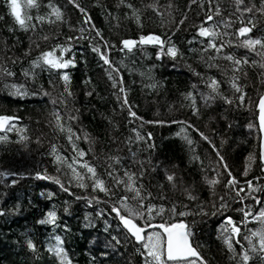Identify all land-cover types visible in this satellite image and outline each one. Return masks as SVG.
<instances>
[{"label":"trees","instance_id":"obj_1","mask_svg":"<svg viewBox=\"0 0 264 264\" xmlns=\"http://www.w3.org/2000/svg\"><path fill=\"white\" fill-rule=\"evenodd\" d=\"M77 2L79 8L69 0H37L38 7L23 9L32 17L25 30L10 0H0V116L15 117L0 130V264H61L49 251L56 237L71 264H145L142 244L127 235L112 211L120 207L128 215L121 205L125 197L129 207L143 212L134 219L141 227L188 224L207 264H242L244 251L248 264H264V253L250 251L252 245L259 249V238L252 237V245L245 239L264 227L255 219L264 211L256 123L264 93V55L257 53L264 48L250 50L242 43L248 37L264 42V0ZM53 8L62 13L60 20ZM201 26L217 36H200ZM243 26L252 30L240 37ZM150 35L165 41L163 51L158 44L139 43ZM125 40L137 42L131 51L123 47ZM213 42L220 51L209 46ZM173 45L175 58L166 54ZM53 50L74 66H36L42 53ZM227 56L247 63L235 65ZM234 78L241 92L232 87ZM212 80L217 92L209 87ZM12 85L24 94L14 95ZM84 163L95 168L108 194L94 187ZM125 173L134 176L140 197L127 191ZM233 178L237 183L228 186ZM52 211L56 223L41 224ZM229 217L240 228L234 252L221 235Z\"/></svg>","mask_w":264,"mask_h":264},{"label":"snow or ice","instance_id":"obj_2","mask_svg":"<svg viewBox=\"0 0 264 264\" xmlns=\"http://www.w3.org/2000/svg\"><path fill=\"white\" fill-rule=\"evenodd\" d=\"M70 3H73L77 8H79V3L77 0H69ZM237 5L243 4V0H236ZM31 7H38L37 0H24V3L22 5L21 0H10V8L11 13L13 17L15 18L16 22L25 30L28 28V24L26 21H30L32 19L31 16L27 15V13L23 10L24 8H31ZM129 7H131L129 5ZM80 11L85 14L86 20L85 22H90V17H87L85 10L83 8H80ZM246 11L251 12L252 8H247ZM261 12H264V7L260 9ZM53 14L55 15L57 20H60L62 17V13L59 9L53 8ZM217 15H219V12L217 11ZM41 21L44 20V17H38ZM209 21L213 19L211 15L207 18ZM34 27V25H33ZM251 27L249 26H243L238 30V35L240 37H245L248 35V33L251 32ZM97 35H100L99 32H97ZM199 35L202 37H210L214 38L217 36V33L214 31H211L209 28L200 27ZM47 39V37H45ZM123 47L127 48L129 51L136 45V41L132 40H125L122 42ZM140 44H158L160 45L162 51L165 41L161 40L159 36H147V37H141ZM243 46L246 48H249L250 50H255L257 45H259L261 48H264V42H262L259 39H253L251 37H248L247 39L243 40ZM210 47L216 49L217 51H220V48L217 47V45L213 42L210 43ZM68 49H60V51H67ZM94 51L100 53L99 48H94ZM177 49L175 46H170L167 49V55L172 56L175 58L177 55ZM258 55H264V53H257ZM101 58L104 60L105 64H109L111 66V62L106 58L104 53H100ZM228 60L233 61L235 65H240L241 63H247V60L241 61V60H234L232 56L225 57ZM36 66H40L41 64L47 65L51 69H66L70 65H73V61L71 59L64 60L62 56L57 57L55 54V50L44 52L39 56L35 62ZM261 67H264V64H261ZM114 71H118V69H113ZM239 71V69H236ZM7 75H12V73H6ZM27 75V73H25ZM63 80L67 83L69 81V76L67 74L63 75ZM122 82V78H121ZM115 83V81H114ZM14 89L13 94L14 95H23L24 93L21 91L20 88L16 87L15 85L11 86ZM209 87L211 88L212 92H217L218 90V82L216 80H212L209 84ZM232 87L237 91L241 92V88L238 86V84L235 82V78L232 83ZM121 91H123V88H121ZM212 97H209L211 99ZM228 103H231V100H227ZM240 100L243 101V96L240 97ZM125 103H127V99L125 97L124 100ZM259 120H260V128L262 131H264V97H262L259 101ZM131 115L135 116L136 114L134 112H131ZM15 119V117L10 116H0V130H4L5 128L9 127L11 125V122ZM59 116H57L58 126L61 127L63 130V126L59 124ZM184 123V122H180ZM183 131V129H182ZM203 136V133H201ZM186 140H188V143L191 144L192 141L185 136ZM204 139H207V137H204ZM217 155H219V152H217ZM79 157H83V152H78ZM60 158L57 157V160ZM221 161L223 160V157H220ZM252 157H249V160H252ZM119 161H117L118 163ZM69 168H72V165H68ZM81 167L86 168L89 173L92 174V178L95 179L96 177V170L93 167H90L87 163H84L81 165ZM225 168H227V165H224ZM72 171L74 174H76L75 168H72ZM128 177V183L126 185L127 191L133 192L135 196L133 198L140 197V189L135 186V179L132 174L125 173ZM229 176H231V173H228ZM245 175H247V171L245 172ZM77 179H82L78 174H76ZM40 178H46V177H40ZM169 181H172L174 179L173 176L167 177ZM51 179V178H50ZM56 183H60L59 180H55ZM218 180H211L209 183L212 185H215L218 183ZM118 183H125L123 180H119ZM237 183L235 178L231 179L229 181L228 186H234ZM80 187H84L82 183L79 185ZM251 187V183L249 184ZM63 187V185H61ZM95 188L99 189L100 191L105 192L108 194L109 189H107L104 186V182L99 179H95ZM67 190V189H65ZM252 191H259V189L252 188ZM255 199V197H253ZM127 197L124 198V200L121 201L122 209L124 212H126L128 215H121V208L120 207H113L112 211L116 213V215L119 217L121 222L123 223L124 227L127 228V230L132 234V236L135 237L136 241L141 243L143 246V249L146 251L147 256L145 257V264H207V262L204 260V258L201 256L200 252L198 251L197 247L193 246L191 237L193 235L190 227L186 223H160L156 225H149V227L153 228H159L162 231H156L149 235H145L146 228L139 226L137 223L134 222L135 218H143V212L140 210H137L135 208H131L126 203ZM257 203H259V200H257ZM223 207H226L224 205ZM140 208H143V204L141 203ZM154 211V209L149 206L148 207V213L149 218L151 219V213ZM174 211V209H173ZM160 212H163V209H160ZM2 214V213H0ZM215 214V213H213ZM181 215H184V213H181ZM251 211H245L244 216L245 219H247L249 216H251ZM56 213L55 211L49 212L47 215V219L41 220V224H55L56 223ZM256 220L260 222L261 225H264V211H260L258 216L255 217ZM225 227L222 229V237L224 239V242L228 248L229 251L234 252L235 249L233 247V240L234 238L238 237L240 234V228L237 226L235 222L231 219V217L227 218L225 222ZM252 237H258L259 238V249L256 248L255 245H252ZM246 240H248L249 245H252L250 251L251 252H261L264 253V227L261 228L258 232H253L251 237H245ZM57 240V246L54 248H50L49 251L53 252L56 256L61 258V264H71V261L68 260L67 254L64 251L62 247L59 245H62L63 241L60 240L59 237H56ZM240 241L236 239V243H239ZM29 247L35 251V245L32 244L31 241L28 242ZM243 247V246H242ZM143 254V253H142ZM235 258V257H234ZM249 251H244L242 256L240 257V260L242 261V264H248V261L250 260Z\"/></svg>","mask_w":264,"mask_h":264},{"label":"water","instance_id":"obj_3","mask_svg":"<svg viewBox=\"0 0 264 264\" xmlns=\"http://www.w3.org/2000/svg\"><path fill=\"white\" fill-rule=\"evenodd\" d=\"M264 97V93L260 96L259 100H258V103H257V116H256V123H257V127H258V132H259V160H260V163L263 165L264 167V131L261 130L260 128V120H259V101L260 99ZM12 177V175H4L3 178L4 179H10ZM115 213V212H114ZM116 214V213H115ZM119 223H120V226L121 228L127 233V235L132 238L137 244H141L139 242L136 241L135 237L132 236V234L127 230V228L124 227L123 223L121 222V220L119 219ZM184 223V222H182ZM146 228V233H148L149 231L151 230H154V229H159V228H153V227H145ZM161 230V229H160ZM162 231V230H161Z\"/></svg>","mask_w":264,"mask_h":264},{"label":"rangeland","instance_id":"obj_4","mask_svg":"<svg viewBox=\"0 0 264 264\" xmlns=\"http://www.w3.org/2000/svg\"><path fill=\"white\" fill-rule=\"evenodd\" d=\"M257 129H258V127H257ZM250 131V130H249ZM248 131V133H249V135H248V137H251L252 138V134H254V132H255V130H253V129H251V131L249 132ZM258 134H259V132H258ZM259 136V135H258ZM213 138H214V140H216V145L219 147V148H224V147H220L219 145H225V144H221V143H219V141H221V140H218V137L217 136H213ZM253 163H254V159H252L251 160ZM253 163H250V167L251 168H253L254 166H253ZM247 164V166H248V162L246 163ZM250 167H247V168H244L245 170H249V168ZM251 171H252V169H250ZM259 200V199H258ZM157 231H159V230H157ZM153 232H156V230H151V231H149V233H148V235L149 234H151V233H153Z\"/></svg>","mask_w":264,"mask_h":264}]
</instances>
